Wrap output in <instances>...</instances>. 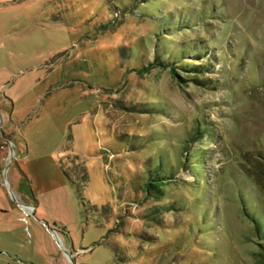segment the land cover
I'll return each mask as SVG.
<instances>
[{"label":"rangeland","instance_id":"1","mask_svg":"<svg viewBox=\"0 0 264 264\" xmlns=\"http://www.w3.org/2000/svg\"><path fill=\"white\" fill-rule=\"evenodd\" d=\"M262 172L264 0H0V264H262Z\"/></svg>","mask_w":264,"mask_h":264},{"label":"trees","instance_id":"2","mask_svg":"<svg viewBox=\"0 0 264 264\" xmlns=\"http://www.w3.org/2000/svg\"><path fill=\"white\" fill-rule=\"evenodd\" d=\"M140 2H144L145 3V1L146 0H139ZM150 1H154V0H150ZM166 33V32H165ZM187 50L185 49H182L181 50V52H180V54H172V53H169V51H166V50H164L163 52H164V54L162 53V54H160V55H157V57H156V60H155V62L154 63H150V65L149 66H153L155 63H156V65H162V66H165V67H167L169 64L167 63V61H169L170 59H174V58H177V57H183V59H186V57H184L183 55H191V54H188V53H191V52H186ZM166 55V56H165ZM193 55L194 54H192V56L191 57H193ZM196 55H201L200 54V52H199V54H195L194 56H196ZM196 57H198V56H196ZM175 63V62H174ZM194 65H196V66H194L192 69L193 70H189L190 69V67H188L189 69L188 70H185V68H182L183 70H185L190 76H192V80L193 81H196V80H198L199 79V76L202 74V73H204V72H206L207 71V69L208 68H210V64L209 63H207V64H194ZM197 65H199V66H202V67H199V66H197ZM184 67V66H183ZM198 67V68H197ZM149 68V67H148ZM199 68H201V69H203V70H199ZM170 72L171 73H173V74H178L179 73V71L175 68V66H173V67H171L170 68ZM262 173H264V172H262ZM249 176L255 181V183L259 186V185H261L260 183H262V180H261V175L260 174H258L257 173V171H255L254 173H252V172H249ZM174 175H169V176H159L158 178H151L147 183H146V190L147 191H153L155 194H154V198L156 199V200H162L163 199V197H165V190H164V188H165V186H166V184L170 181V180H172V179H174ZM256 221H258V223L260 224V220L259 219H257L256 218ZM261 227H262V225H261ZM260 228V227H259ZM260 231H261V228H260ZM263 236H264V233H263ZM262 245V252L260 253V255H261V261H262V264H264V243H262L261 244Z\"/></svg>","mask_w":264,"mask_h":264},{"label":"built area","instance_id":"3","mask_svg":"<svg viewBox=\"0 0 264 264\" xmlns=\"http://www.w3.org/2000/svg\"><path fill=\"white\" fill-rule=\"evenodd\" d=\"M25 207L28 208V210H32L33 209V206H31V205L30 206L28 205V206H25Z\"/></svg>","mask_w":264,"mask_h":264},{"label":"crops","instance_id":"4","mask_svg":"<svg viewBox=\"0 0 264 264\" xmlns=\"http://www.w3.org/2000/svg\"><path fill=\"white\" fill-rule=\"evenodd\" d=\"M32 206V205H31ZM28 264V263H27Z\"/></svg>","mask_w":264,"mask_h":264}]
</instances>
